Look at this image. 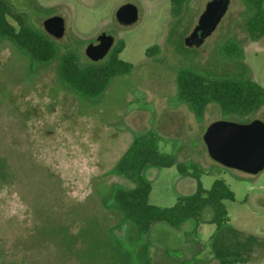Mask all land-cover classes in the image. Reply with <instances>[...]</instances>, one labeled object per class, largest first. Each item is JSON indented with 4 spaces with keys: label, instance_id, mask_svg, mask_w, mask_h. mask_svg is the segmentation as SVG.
<instances>
[{
    "label": "rangeland",
    "instance_id": "rangeland-1",
    "mask_svg": "<svg viewBox=\"0 0 264 264\" xmlns=\"http://www.w3.org/2000/svg\"><path fill=\"white\" fill-rule=\"evenodd\" d=\"M40 27L42 17L59 13L65 32L55 41L58 54L31 66L11 41L0 38V246L16 264H264V167L249 173L212 159L203 145L205 127L215 119L245 122L260 118L264 107L246 116L208 103L201 119L175 99V76L188 67L210 77H250L264 86V36L250 41L245 21L251 8L228 0L213 31L200 45L184 44L208 0H185L177 15L169 0H8ZM130 3L137 18L125 24L117 8ZM122 39L119 57L133 64L115 76L98 97L82 96L59 81L62 52L93 60L86 46L101 31ZM227 39L243 45L240 59L225 55ZM155 45L151 55L146 49ZM154 129L166 140L159 150L180 161L193 160L199 183L209 188L222 178L233 191L225 199L228 222L210 223L206 206L197 221L176 228L154 222L138 233L111 202L114 185L132 186L114 165L138 132ZM149 201L172 205L191 193L196 180L175 165L144 171ZM242 260V261H241Z\"/></svg>",
    "mask_w": 264,
    "mask_h": 264
},
{
    "label": "trees",
    "instance_id": "trees-1",
    "mask_svg": "<svg viewBox=\"0 0 264 264\" xmlns=\"http://www.w3.org/2000/svg\"><path fill=\"white\" fill-rule=\"evenodd\" d=\"M184 1L169 0L171 14L177 15ZM244 1L251 8L245 27L250 38L255 39L264 34V0ZM0 38L8 39L26 54L31 66L48 63L58 54L55 41L33 27L25 15L8 0H0ZM123 47V40H116L104 61L87 65L80 63L75 52H62L56 67L59 81L82 96L98 97L115 76L124 75L133 68L131 62L119 57ZM154 49L155 45H152L146 49V53L151 55ZM221 50L229 57L240 59L243 45L227 39ZM175 85L176 101L184 103L196 119L202 118L206 105L211 102L216 103L222 111L242 116L264 107V86L250 77H210L188 67H181L176 72ZM160 140L166 139L154 129L132 136L115 162L114 172L133 185H114L111 190L112 204L121 211L127 222L135 226L138 233L148 232L157 221H164L176 228L181 227L187 219L197 221L206 206L212 208L210 223H214L216 228L227 224L229 219L223 200L233 199V191L227 183L222 178H215L209 188H203L199 183L201 170L195 161H180L175 154L160 151ZM148 165H175L181 175H189L196 180V187L191 193L177 197L172 205L159 206L151 203V185L144 176ZM1 249L0 246V264H16L8 257L6 248L5 252ZM239 261L237 257H222L218 259V264Z\"/></svg>",
    "mask_w": 264,
    "mask_h": 264
},
{
    "label": "water",
    "instance_id": "water-1",
    "mask_svg": "<svg viewBox=\"0 0 264 264\" xmlns=\"http://www.w3.org/2000/svg\"><path fill=\"white\" fill-rule=\"evenodd\" d=\"M228 0H208L191 31L184 37L188 46L200 45L223 15ZM119 22L129 24L137 18L134 5L124 3L116 12ZM53 37L62 34V19L52 15L44 20ZM113 43V36L99 34L90 42L85 52L93 60L103 57ZM202 140L208 155L218 163L249 173H257L264 167V122L260 118L240 122L228 119H215L205 127Z\"/></svg>",
    "mask_w": 264,
    "mask_h": 264
},
{
    "label": "flooded vegetation",
    "instance_id": "flooded-vegetation-1",
    "mask_svg": "<svg viewBox=\"0 0 264 264\" xmlns=\"http://www.w3.org/2000/svg\"><path fill=\"white\" fill-rule=\"evenodd\" d=\"M22 13H23V14L25 15V17H26L25 12L23 11ZM52 15L59 16V17L62 19V34H61V36H60V37H62L63 34H64V32H65V23H64V18H63L62 15L59 14V13H52V14H50V15H48V16L42 17V20L39 22L41 28L36 27V26H33L31 23H30V24H31L33 27L37 28L38 30H40L41 32H43L44 34H46L47 36H49V37L51 38V35H50V33H49V28H47V27L44 26V20H45V18H47V17H49V16H52ZM116 19H117V18H116ZM26 20L28 21V18H27V17H26ZM117 20H118V19H117ZM134 21H135V20H134ZM134 21H133V22H134ZM133 22H132V23H133ZM101 33H107V34H110V33L106 32L105 30L101 31L99 34H101ZM110 35L113 36V34H110ZM248 36H249V35H248ZM263 36H264V34L261 35V36L258 37V38H255V39H251L250 36H249V40H250V41H255V42H257V41H258L260 38H262ZM113 43H114V36H113ZM113 43H112V44H113ZM111 46H112V45H111ZM110 48H111V47H110ZM109 50H110V49H109ZM109 50H108V52H109ZM108 52H107L103 57L107 56V55H108ZM103 57H101V58H103ZM101 58H99V59H101Z\"/></svg>",
    "mask_w": 264,
    "mask_h": 264
}]
</instances>
